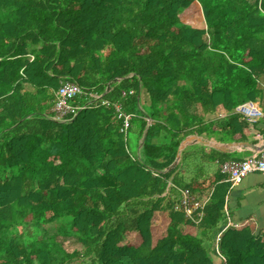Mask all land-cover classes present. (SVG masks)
Instances as JSON below:
<instances>
[{"label": "trees", "instance_id": "trees-1", "mask_svg": "<svg viewBox=\"0 0 264 264\" xmlns=\"http://www.w3.org/2000/svg\"><path fill=\"white\" fill-rule=\"evenodd\" d=\"M263 82L264 0H0V264H264L263 238L225 230L226 177L196 225L175 207L197 185L166 172L221 107L227 140L262 132L235 111ZM65 83L123 104L141 153L90 98L53 121Z\"/></svg>", "mask_w": 264, "mask_h": 264}, {"label": "crops", "instance_id": "crops-1", "mask_svg": "<svg viewBox=\"0 0 264 264\" xmlns=\"http://www.w3.org/2000/svg\"><path fill=\"white\" fill-rule=\"evenodd\" d=\"M262 87L264 89V82ZM250 102L264 111V96L256 102ZM207 118L208 122L213 124L214 129L211 132L203 130V134H194L193 136L200 137L203 143L188 147L181 158V175H183L184 184L195 183L197 191L194 194L202 201L211 199L215 185L225 181V176L220 169L221 163L242 162L248 158L264 154V152L261 153L251 148H234L231 153H224L209 146L224 147L243 143L262 146L264 144V121L260 122L262 132H255L256 130L250 129L244 135H238L233 140H227L224 132L221 131V125L227 121L229 114L221 107L216 115ZM134 136L137 139V146L132 150L129 145V149L134 155H139V139L136 134ZM180 190L178 189L179 194ZM226 209L228 223L225 230L230 226L232 228L239 226L242 228L241 230L251 229L255 235L264 239V173L249 175L241 185L231 189Z\"/></svg>", "mask_w": 264, "mask_h": 264}, {"label": "built area", "instance_id": "built-area-1", "mask_svg": "<svg viewBox=\"0 0 264 264\" xmlns=\"http://www.w3.org/2000/svg\"><path fill=\"white\" fill-rule=\"evenodd\" d=\"M131 95L134 93L131 92ZM127 93H124V97ZM90 98L91 104H98L105 108H114L116 118L123 122L121 134L124 135L126 142L130 140V128L132 125L133 115L125 112L121 103H111L98 94L89 93L76 83H65L57 93L56 102L50 112V118L59 123L68 122L71 118H76L78 114L85 108L76 102L79 98ZM235 113L244 119L248 124L256 125L264 121V111L256 104L249 102L240 105ZM222 174L226 177V182L231 185V189H235L241 185L244 180L252 174L264 173V154L248 158L242 162L229 161L220 164ZM210 202V198L206 201L200 200L191 190L181 189L180 199L176 204L175 210L184 213L188 219L196 225H200L205 218V209ZM231 227V226H230ZM221 235L217 242L220 243Z\"/></svg>", "mask_w": 264, "mask_h": 264}, {"label": "water", "instance_id": "water-1", "mask_svg": "<svg viewBox=\"0 0 264 264\" xmlns=\"http://www.w3.org/2000/svg\"><path fill=\"white\" fill-rule=\"evenodd\" d=\"M122 81H123L122 79H117L112 84H110L108 86V90H107L106 95H108L113 90V85L114 84H120ZM152 125H153V120H149L148 130H149V128L152 127ZM147 137H148V132L145 133V136H144V138L141 141L140 153H141L142 149L145 146ZM202 143H203V140L200 137L190 136L189 138H187L182 143V145H181V147L179 149V154L177 156V159H176L175 163L166 172L167 173L172 172V171H174L180 165L182 155H183L184 151L188 147L193 146V145H196V144H202ZM209 146H211V148H214V149H216L218 151H221V152H224V153H231L234 148H242V149L243 148H245V149L246 148H251V149H253L255 151H258V152H261V153L264 152V144L262 146H256V145H252V144H248V143L237 144V145H226L224 147H218L216 145H209Z\"/></svg>", "mask_w": 264, "mask_h": 264}, {"label": "rangeland", "instance_id": "rangeland-1", "mask_svg": "<svg viewBox=\"0 0 264 264\" xmlns=\"http://www.w3.org/2000/svg\"><path fill=\"white\" fill-rule=\"evenodd\" d=\"M129 145L132 148V150H134L137 146V139L135 138L134 133L130 134ZM162 222H165V226H164V230H165L167 222H166V217L164 215H163L162 220H161V223ZM162 235H164V232L162 234H160L159 236L157 235L156 240L159 239ZM140 243H141V238L137 235L130 234L126 238V244L137 246ZM65 247L71 252L81 249V247L77 243H75L73 240H70L69 242H65Z\"/></svg>", "mask_w": 264, "mask_h": 264}]
</instances>
